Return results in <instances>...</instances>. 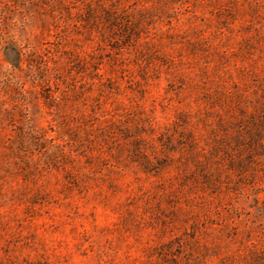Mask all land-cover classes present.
<instances>
[{"label": "rangeland", "instance_id": "obj_1", "mask_svg": "<svg viewBox=\"0 0 264 264\" xmlns=\"http://www.w3.org/2000/svg\"><path fill=\"white\" fill-rule=\"evenodd\" d=\"M0 264H264V0H0Z\"/></svg>", "mask_w": 264, "mask_h": 264}]
</instances>
